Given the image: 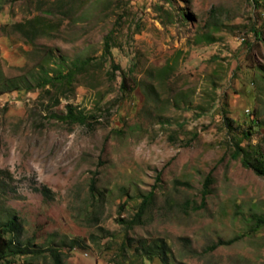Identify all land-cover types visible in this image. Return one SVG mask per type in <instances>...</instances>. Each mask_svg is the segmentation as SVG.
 Instances as JSON below:
<instances>
[{
  "label": "rangeland",
  "instance_id": "374dc122",
  "mask_svg": "<svg viewBox=\"0 0 264 264\" xmlns=\"http://www.w3.org/2000/svg\"><path fill=\"white\" fill-rule=\"evenodd\" d=\"M44 14L32 42L1 29ZM77 57L100 62L48 93ZM67 105L88 123L62 119ZM257 157L264 0H0V218L15 210L31 251L9 264H54L51 249L62 264H160L135 257L140 241L170 264H264Z\"/></svg>",
  "mask_w": 264,
  "mask_h": 264
},
{
  "label": "trees",
  "instance_id": "16d2710c",
  "mask_svg": "<svg viewBox=\"0 0 264 264\" xmlns=\"http://www.w3.org/2000/svg\"><path fill=\"white\" fill-rule=\"evenodd\" d=\"M48 13H51L49 10ZM47 14L34 16L29 19H24L13 24H5L1 27V29H6L10 26V29L23 37L26 40L34 41L36 38L41 35H47ZM114 33L110 32L105 36L103 43V53L101 58L105 60L108 56H111V48L114 43ZM92 58L84 57V58H75L71 62V66L67 68L66 71L57 70L54 71V74L48 76L47 84L50 86V89H47V92L50 93L54 88L58 93L63 91H67L68 89L72 90L74 82L77 80V76L83 74L87 71L91 66L98 64L99 62H94ZM112 70L115 72L120 69V66L111 62ZM48 75V73H45ZM136 88V80L133 77V68H128L126 71L121 70V82H120V91L122 93H130ZM56 102L59 100V94H55ZM90 114L85 113L83 111H76L70 105H67L66 113L61 116L62 119L70 122V123H88V119ZM93 117V116H92ZM251 166L256 171L257 174L264 176V159L263 158H255L254 162H251ZM0 173L3 172L0 170ZM43 193H46L45 190ZM47 194V193H46ZM154 196L153 192H149L142 200L139 205V210L135 214V220L130 223V227H133L136 224L140 223V219L146 210L148 204L152 201ZM21 225L19 223V218L15 213L13 208H8L6 214H4L3 218H0V261L4 264L10 263V258L16 255H28L31 253L29 249V242H22L19 240ZM138 254H135V257L146 258L148 260H153L154 257H158L160 260V264H170L167 258V252L164 246V243L160 242H150L149 244L145 241H140V246L138 247ZM51 255L54 260V264H62V254L56 249L50 250ZM140 254V255H139ZM131 256V261L135 258ZM118 259L112 260V263L109 264H125V262L117 261ZM126 260V259H125ZM26 260H23V264H25Z\"/></svg>",
  "mask_w": 264,
  "mask_h": 264
}]
</instances>
